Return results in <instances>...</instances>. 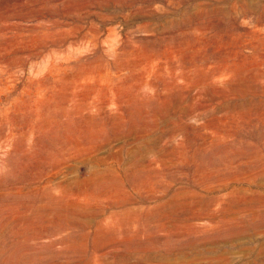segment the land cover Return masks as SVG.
I'll return each instance as SVG.
<instances>
[{
	"label": "rangeland",
	"instance_id": "374dc122",
	"mask_svg": "<svg viewBox=\"0 0 264 264\" xmlns=\"http://www.w3.org/2000/svg\"><path fill=\"white\" fill-rule=\"evenodd\" d=\"M0 264H264V0H0Z\"/></svg>",
	"mask_w": 264,
	"mask_h": 264
}]
</instances>
